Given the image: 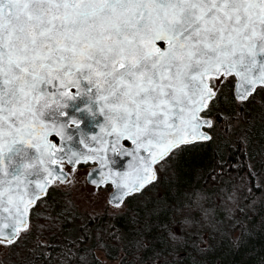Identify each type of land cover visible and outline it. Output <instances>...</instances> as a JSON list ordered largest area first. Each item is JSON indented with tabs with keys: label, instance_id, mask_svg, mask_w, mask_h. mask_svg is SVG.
<instances>
[{
	"label": "snow or ice",
	"instance_id": "snow-or-ice-1",
	"mask_svg": "<svg viewBox=\"0 0 264 264\" xmlns=\"http://www.w3.org/2000/svg\"><path fill=\"white\" fill-rule=\"evenodd\" d=\"M0 264H264V0H0Z\"/></svg>",
	"mask_w": 264,
	"mask_h": 264
},
{
	"label": "trees",
	"instance_id": "trees-1",
	"mask_svg": "<svg viewBox=\"0 0 264 264\" xmlns=\"http://www.w3.org/2000/svg\"><path fill=\"white\" fill-rule=\"evenodd\" d=\"M252 243H253L257 248H259V247L261 246L262 241H261L260 237L257 236V237H254V238H253Z\"/></svg>",
	"mask_w": 264,
	"mask_h": 264
}]
</instances>
